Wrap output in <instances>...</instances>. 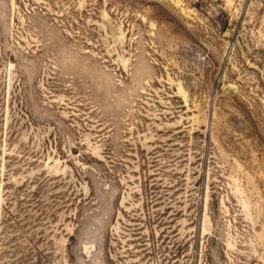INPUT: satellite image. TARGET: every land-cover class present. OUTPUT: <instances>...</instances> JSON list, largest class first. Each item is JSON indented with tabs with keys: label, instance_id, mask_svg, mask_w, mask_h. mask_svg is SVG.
Returning a JSON list of instances; mask_svg holds the SVG:
<instances>
[{
	"label": "rangeland",
	"instance_id": "1",
	"mask_svg": "<svg viewBox=\"0 0 264 264\" xmlns=\"http://www.w3.org/2000/svg\"><path fill=\"white\" fill-rule=\"evenodd\" d=\"M0 264H264V0H0Z\"/></svg>",
	"mask_w": 264,
	"mask_h": 264
}]
</instances>
